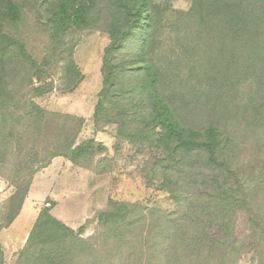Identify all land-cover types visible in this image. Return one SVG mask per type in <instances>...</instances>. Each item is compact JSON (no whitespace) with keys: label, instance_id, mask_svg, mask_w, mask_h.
<instances>
[{"label":"trees","instance_id":"1","mask_svg":"<svg viewBox=\"0 0 264 264\" xmlns=\"http://www.w3.org/2000/svg\"><path fill=\"white\" fill-rule=\"evenodd\" d=\"M169 9L170 0H0V168L15 188L0 231L52 158L110 171L105 145L77 143L81 117L34 101L76 88L83 30L108 36L94 129L111 125L152 150L145 185L172 202L109 198L89 237L40 209L12 264H234L248 249L264 264V0H191L171 18ZM31 33L48 39L41 57ZM56 68L62 85L48 80ZM239 212L248 245L236 238Z\"/></svg>","mask_w":264,"mask_h":264},{"label":"rangeland","instance_id":"2","mask_svg":"<svg viewBox=\"0 0 264 264\" xmlns=\"http://www.w3.org/2000/svg\"><path fill=\"white\" fill-rule=\"evenodd\" d=\"M190 1L170 0L168 18L174 16L175 9H187ZM47 40L45 35L30 34L29 44L34 46L35 55L38 57L43 55ZM107 43V34L99 29L81 31L73 51L74 62L82 75L76 88L69 93L53 88L51 91L34 98L37 104L48 111L81 117L83 125L77 136V143L87 138H94L106 146L105 158H112V162H109L110 164L107 166L110 171L103 174H96L93 171L78 168L68 163L65 167L62 164L59 165L58 173L49 174L44 178L38 175L35 180L33 196L36 201L32 202L33 207L35 209H40L39 207L49 209V212L56 219L75 231L84 226L82 237H89L93 234L96 227V213L105 208L109 198L127 202L138 201L148 207L155 206L167 209L172 206L166 192L154 190L153 187L145 185V167L155 157L152 150L139 145L132 146L123 139L117 138L114 127L111 125L98 131L94 129L93 111L98 100V92L101 89L100 67L103 49ZM60 75L59 69L56 68L55 73L51 74L48 80L53 79L55 85H62ZM159 155L157 153L156 157ZM40 164L42 161H38L35 166ZM44 168H39L34 173L31 183L36 174ZM2 170L1 167L0 204H4L15 189L3 176L4 171L2 172ZM47 198L52 199L53 202H50V206L46 207L43 206V203L48 201ZM55 202H57V206L54 208L53 203ZM34 219L35 212L31 206V201L28 200L22 212L16 216L9 228L7 227L8 236L4 239L11 238L12 245H8L4 240L3 246L1 235L7 228L0 231V243L4 252L3 264L13 263L20 250L18 248L20 241L30 230ZM235 234L237 240L245 245L251 241L244 212H239ZM234 264H256L253 252L248 249L245 253L236 256Z\"/></svg>","mask_w":264,"mask_h":264},{"label":"crops","instance_id":"3","mask_svg":"<svg viewBox=\"0 0 264 264\" xmlns=\"http://www.w3.org/2000/svg\"><path fill=\"white\" fill-rule=\"evenodd\" d=\"M68 163H70V164H72L68 159H66V158H63V157H61V156H57V157H55V158H53L52 160H51V163L46 167V168H44L41 172H39V173H37L36 174V176H35V178L33 179V181H32V183H31V186L29 187V190H28V193H27V195H26V197H25V199H24V201H23V204H22V207H21V210H20V212H19V214L22 212V210H23V207H24V205L26 204V202L28 201V200H30L31 201V206H32V208L34 209V212H35V218H36V216H37V214H38V212H39V210L40 209H44V207L43 208H41V207H39L40 209H35V207H33V205H32V202H34V201H36V199L34 198V196H33V187H34V184H35V180L38 178V175L40 176H42L43 178L46 176H48L49 174H52V173H55V172H59V165H61L62 164V166L63 167H65V165L66 164H68ZM43 172V173H42ZM48 199V202L50 203V202H53V200L52 199H49V198H47ZM46 201H44V203H45ZM43 203V204H44ZM57 202H55V203H53V207L55 208L56 206H57V204H56ZM44 206V205H43ZM18 214V215H19ZM35 220V219H34ZM34 222V221H33ZM66 223V222H65ZM12 224V223H11ZM10 224V225H11ZM9 228V227H8ZM8 228L7 229H5V232L3 233V235H1V243L3 244V246H4V240H6V239H4V237L6 238L8 235H7V233H8ZM7 232V233H6ZM29 232V231H28ZM28 232L25 234V236L21 239V241H20V245L18 246V248H21L22 246H23V244H24V242H25V240H26V237H27V235H28ZM3 238V239H2ZM6 242L8 243V245H12V239L11 238H8L7 240H6ZM13 243H14V241H13Z\"/></svg>","mask_w":264,"mask_h":264},{"label":"built area","instance_id":"4","mask_svg":"<svg viewBox=\"0 0 264 264\" xmlns=\"http://www.w3.org/2000/svg\"><path fill=\"white\" fill-rule=\"evenodd\" d=\"M44 206H50V203L48 202V201H46L45 203H44Z\"/></svg>","mask_w":264,"mask_h":264}]
</instances>
